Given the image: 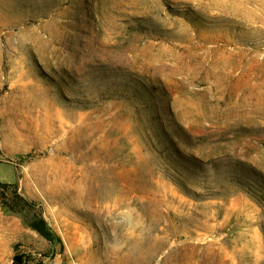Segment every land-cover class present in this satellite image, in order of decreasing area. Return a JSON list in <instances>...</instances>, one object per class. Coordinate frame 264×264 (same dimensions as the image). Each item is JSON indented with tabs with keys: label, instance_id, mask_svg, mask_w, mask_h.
<instances>
[{
	"label": "rangeland",
	"instance_id": "rangeland-1",
	"mask_svg": "<svg viewBox=\"0 0 264 264\" xmlns=\"http://www.w3.org/2000/svg\"><path fill=\"white\" fill-rule=\"evenodd\" d=\"M0 206V264H264V0H0Z\"/></svg>",
	"mask_w": 264,
	"mask_h": 264
},
{
	"label": "crops",
	"instance_id": "crops-1",
	"mask_svg": "<svg viewBox=\"0 0 264 264\" xmlns=\"http://www.w3.org/2000/svg\"><path fill=\"white\" fill-rule=\"evenodd\" d=\"M0 236L14 238L15 242L26 241L28 237L35 239L34 232L27 228L17 215L11 214L0 206ZM42 247L47 246L43 239L38 240ZM38 245V246H39ZM40 246V247H41Z\"/></svg>",
	"mask_w": 264,
	"mask_h": 264
},
{
	"label": "trees",
	"instance_id": "trees-1",
	"mask_svg": "<svg viewBox=\"0 0 264 264\" xmlns=\"http://www.w3.org/2000/svg\"><path fill=\"white\" fill-rule=\"evenodd\" d=\"M3 204L7 206L4 202ZM32 227L47 241L50 243H55L60 241V239L55 235L53 230L48 226V224L43 220H37L32 224ZM14 264H25L20 257H15Z\"/></svg>",
	"mask_w": 264,
	"mask_h": 264
}]
</instances>
